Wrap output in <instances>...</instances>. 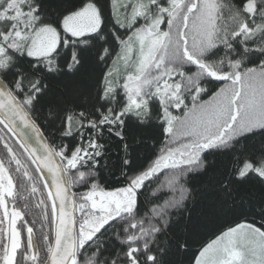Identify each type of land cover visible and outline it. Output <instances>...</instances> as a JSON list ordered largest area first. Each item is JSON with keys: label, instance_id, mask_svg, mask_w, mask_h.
<instances>
[{"label": "trees", "instance_id": "1", "mask_svg": "<svg viewBox=\"0 0 264 264\" xmlns=\"http://www.w3.org/2000/svg\"><path fill=\"white\" fill-rule=\"evenodd\" d=\"M176 1L163 20V45L136 80L108 78L130 38L115 23L113 0H7L0 8V75L68 167L77 202L128 185L175 149L209 144L196 161L145 180L136 208L79 247L77 264H196L228 229L246 223L264 234V0ZM88 7L98 28L67 33L65 21ZM44 29L59 33V45L32 57L31 41ZM0 130L20 157L22 221L44 264L51 203L28 156L1 123ZM30 185L36 197L27 195Z\"/></svg>", "mask_w": 264, "mask_h": 264}, {"label": "rangeland", "instance_id": "2", "mask_svg": "<svg viewBox=\"0 0 264 264\" xmlns=\"http://www.w3.org/2000/svg\"><path fill=\"white\" fill-rule=\"evenodd\" d=\"M7 0H0V8ZM153 0L148 4L145 0H113L114 19L117 26L124 28L130 38L123 41L122 49L114 62L109 77L117 74L120 79L136 80L141 77L154 61L163 45L165 34L162 30L163 20L169 16L179 2L167 0L166 6ZM99 16L93 7L69 17L64 23V29L74 37H82L94 32L99 26ZM25 31L18 34V39H24ZM60 35L56 30L44 29L33 37L29 49L32 57H48L59 45ZM135 78V79H134ZM111 83V80L109 81ZM114 89V86L111 87ZM130 92L137 91L136 85H130ZM255 98V97H254ZM263 102L261 98H258ZM133 109H138L142 103L135 98L131 102ZM209 144H187L171 151L162 157L158 164L146 174L136 178L128 185L116 190H98L89 195L90 201L81 202L80 209L86 212L78 231V243L81 247L87 243L109 221L121 214L131 213L137 205L138 189L144 180L167 169L179 165H188L196 161ZM74 162L69 167H76ZM68 169V167H67ZM248 164L244 173L251 171ZM264 177V169L258 170ZM103 196L106 201L95 203L96 197ZM10 243L5 264H16V256L21 245L19 231L11 227ZM79 251V249H78ZM196 264H264V234L251 224H241L226 230L210 241L199 253Z\"/></svg>", "mask_w": 264, "mask_h": 264}, {"label": "water", "instance_id": "3", "mask_svg": "<svg viewBox=\"0 0 264 264\" xmlns=\"http://www.w3.org/2000/svg\"><path fill=\"white\" fill-rule=\"evenodd\" d=\"M0 123L32 162L51 203L54 227L53 242L44 264H77L79 249L78 203L72 189L68 169L41 126L1 75ZM87 198L90 201V197ZM104 201L106 198L103 196L94 199L97 204ZM29 236L32 257L33 260H36L39 255L38 243L32 231Z\"/></svg>", "mask_w": 264, "mask_h": 264}, {"label": "flooded vegetation", "instance_id": "4", "mask_svg": "<svg viewBox=\"0 0 264 264\" xmlns=\"http://www.w3.org/2000/svg\"><path fill=\"white\" fill-rule=\"evenodd\" d=\"M0 135L3 137L2 130H0ZM4 142L5 140H0V264H5L6 257L8 255L11 235L10 231L12 226H15V228L18 229L21 239V245L16 256V264H20L21 257H23L26 261L28 260L30 263L32 262L37 264L40 258V247L38 244L39 255L36 260H33L29 236L30 231L32 230L27 228L25 222L22 221L23 218L21 215L22 197H24V194L21 193L20 185V157L17 153H15V151L12 152L15 149L11 145H5ZM25 188L27 189V195L32 194L36 197V191L32 188V185H30V187L26 186ZM80 207L81 203L78 202L79 231L81 230V221L83 220V216L87 213L85 211L86 208H83L84 211H82ZM25 231L26 235L23 233Z\"/></svg>", "mask_w": 264, "mask_h": 264}]
</instances>
